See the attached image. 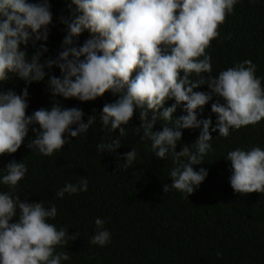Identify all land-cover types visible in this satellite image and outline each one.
<instances>
[{
	"label": "clouds",
	"instance_id": "9594fccd",
	"mask_svg": "<svg viewBox=\"0 0 264 264\" xmlns=\"http://www.w3.org/2000/svg\"><path fill=\"white\" fill-rule=\"evenodd\" d=\"M237 2L68 0L70 15L58 17L65 34L53 57L46 56L51 27L55 26L52 0H0V157L15 154L29 139L30 131L34 135L27 148L52 156L97 121L93 114L85 123L82 109L63 107L57 98L83 103L111 93L116 99L103 105L99 121L108 133L119 130V136L110 143L102 140L96 145L97 152H116L122 146L119 137L127 135L125 126L138 113L141 123L134 131L142 133L140 141H150L157 158H172V183L164 184L163 191L175 190L189 197L208 175L206 169L197 171L193 166L203 162L211 147L210 128L227 137L230 129L255 125L264 119V89L251 60L221 71L218 77L201 75L212 71L206 49L219 37V27ZM85 31L89 38L81 43L79 37ZM30 46L31 54L27 50ZM53 68L59 69V76L51 74ZM192 74L197 79H191ZM13 77L25 83L20 94L4 88ZM46 77L51 107H41L29 115L28 86ZM204 84L209 92L194 91ZM213 96L218 98L211 104L217 116L215 127H211L210 118H197V110ZM168 100L175 103L165 107ZM179 105H183L186 115L174 118ZM161 120L165 122L162 129L154 130ZM196 128L201 129L191 146L196 151L187 145L176 151L182 130ZM122 158V167L127 170L137 152L132 148ZM226 160L231 162L229 179L234 192L264 193L261 147L230 151ZM3 170L0 184L8 191H0V264H62L69 260L68 252L57 251V247L75 241L79 233L69 234L67 228L58 229L48 222L57 216L54 203L46 207L44 201L29 202L16 194L28 171L22 160L10 161ZM87 190L88 180L83 177L77 183H65L55 197L63 199L66 193ZM105 223L100 218L95 220L91 245L103 247L110 242L111 233Z\"/></svg>",
	"mask_w": 264,
	"mask_h": 264
},
{
	"label": "trees",
	"instance_id": "16d2710c",
	"mask_svg": "<svg viewBox=\"0 0 264 264\" xmlns=\"http://www.w3.org/2000/svg\"><path fill=\"white\" fill-rule=\"evenodd\" d=\"M52 11L55 26L51 27L46 56L54 57L65 34L58 17L70 15L68 0H52ZM219 33L206 49L211 56L212 71L201 75L218 77L221 71L247 59L256 65L255 76L264 89V0H238L219 27ZM87 38L89 33L85 31L79 41L83 43ZM27 50L29 54L33 52L31 46ZM51 74L59 76V69L53 68ZM190 78L197 79L195 74ZM46 85L47 77L28 86L29 115L41 107H51L53 101ZM24 87V81L15 77L4 84L5 90L12 89L17 94ZM194 91L210 90L204 84ZM57 99L63 107L82 109L85 123L93 114L97 121L86 133L70 138L69 143L50 157L27 148L34 135L30 131L29 139L15 154L0 157V176L5 174L3 168L10 161L22 160L28 171L16 194L21 200L44 201L46 207H50L49 202L54 203L57 216L48 222L58 229L67 228L69 234L79 233L75 241L57 247V251H67L70 256L62 264H264V193L234 192L229 179L231 162L226 160L228 152L236 149L259 146L264 150V119L255 125L230 129L227 137L210 128L211 147L203 162L193 166L197 171L206 169L208 175L188 197L175 190L163 191L164 184L172 183L169 177L172 158L171 155L163 160L157 158L150 141H140L142 133L137 135L134 131L141 123L138 113L125 126L127 135L119 137L122 146L114 153H98V143L102 140L110 143L119 136V130L108 133L99 121L103 105L114 102L116 97L106 93L95 101L83 103ZM216 99L213 96L212 101L197 110L198 120L210 118L211 127L217 122L216 114L211 111ZM173 103L174 100H168L165 107ZM181 115H186L183 105L177 106L173 117ZM164 123L158 121L154 130H161ZM200 131V128L183 129L176 151L185 145L191 147ZM132 148L137 158L125 170L122 157ZM191 150L196 151L195 147ZM83 177L88 180L86 192L66 193L63 199L55 197L65 183H77ZM0 191H8L7 186L0 184ZM97 218L106 222L104 227L111 233L110 242L103 247L89 243L96 231Z\"/></svg>",
	"mask_w": 264,
	"mask_h": 264
}]
</instances>
